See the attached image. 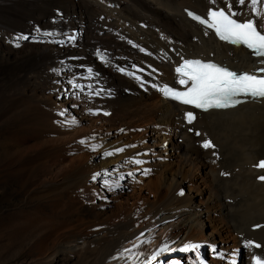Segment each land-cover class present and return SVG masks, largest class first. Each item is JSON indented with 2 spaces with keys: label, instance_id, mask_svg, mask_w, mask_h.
<instances>
[{
  "label": "bare ground",
  "instance_id": "6f19581e",
  "mask_svg": "<svg viewBox=\"0 0 264 264\" xmlns=\"http://www.w3.org/2000/svg\"><path fill=\"white\" fill-rule=\"evenodd\" d=\"M229 5L264 33V0L256 15L251 0H0V264H148L165 245V264L264 259V226L251 230L264 223V100L199 112L161 97L187 85L182 59L247 72L264 60L184 14Z\"/></svg>",
  "mask_w": 264,
  "mask_h": 264
},
{
  "label": "snow or ice",
  "instance_id": "6c2138e0",
  "mask_svg": "<svg viewBox=\"0 0 264 264\" xmlns=\"http://www.w3.org/2000/svg\"><path fill=\"white\" fill-rule=\"evenodd\" d=\"M258 2L259 0H251L250 7L254 15L258 14L256 9ZM238 3L243 5L245 0H238ZM229 12L231 15L226 14L223 10H210L208 13V26L214 28L220 39L232 44H242L250 49L255 56L264 57V33L258 30L257 24L253 20L240 23L232 19L231 17L237 13L231 11V5H229ZM193 19L199 20L200 23L206 22L196 16H193ZM45 34L50 35V33ZM16 39H27V37L19 36ZM14 46L19 47L20 45L19 43H15ZM261 63H264V60H261ZM258 71L264 73V68ZM177 72L182 77L179 83L185 85L190 82V86L183 92L165 87L162 89L163 94L168 98L179 101L181 104L191 105L205 112L213 109L219 110L235 107L244 102L236 99L240 96L251 97L253 100H264V75L237 74L226 68L218 67L215 64L201 63L200 61H186L181 67L177 68ZM194 119L195 117L192 113H187L188 123H192ZM196 135H200V133L197 132ZM202 147L208 149L213 148L214 145L211 141L206 140ZM256 167L264 169V161H260ZM259 179L264 181V175L260 176ZM247 246L261 247V245L254 244L253 242H248ZM199 247L200 245L197 244L185 245L179 251L188 252L198 250ZM167 251H169L167 245L158 249L152 255L148 264H152L153 261L160 264L157 261V257ZM253 259L254 264H264V259L259 256H254ZM197 260L200 261V264H203V260L199 256H197Z\"/></svg>",
  "mask_w": 264,
  "mask_h": 264
},
{
  "label": "rangeland",
  "instance_id": "374dc122",
  "mask_svg": "<svg viewBox=\"0 0 264 264\" xmlns=\"http://www.w3.org/2000/svg\"><path fill=\"white\" fill-rule=\"evenodd\" d=\"M66 37H67V35H65ZM65 37V39H67ZM58 45V44H57ZM1 192V191H0ZM5 195L3 194V193H0V197H4ZM79 200H80V197H79ZM78 200V201H79ZM67 201V198H64L63 199V202H66ZM83 202L82 204L83 205H86L87 206V204L85 203V201L83 200V198L81 197V200H80V202ZM68 202V201H67ZM88 207V206H87ZM28 209H30V210H33V209H35V207H33V206H31V207H29ZM88 209H89V207H88ZM64 211V212H63ZM85 213H86V210H85ZM73 215V211H72V214L70 215V212H69V203H68V205H66V206H62L61 208H60V215H59V219H66V220H68V221H70V219H71V216ZM65 216V217H64ZM63 217V218H62ZM57 218V219H58ZM193 255V254H192ZM198 255H199V253H198ZM184 256V255H183ZM193 256H195V255H193ZM27 257H28V254L26 253V252H24L18 259H15V260H13L12 262H8L9 264H15V263H20V261L22 260H24V259H27ZM185 258H186V256H184ZM197 257V256H196ZM183 260H184V258H182ZM182 260V261H183ZM195 260H196V258H195ZM183 263H185V260L183 261ZM187 264H189V263H187ZM237 264H238V261H237Z\"/></svg>",
  "mask_w": 264,
  "mask_h": 264
},
{
  "label": "clouds",
  "instance_id": "9594fccd",
  "mask_svg": "<svg viewBox=\"0 0 264 264\" xmlns=\"http://www.w3.org/2000/svg\"><path fill=\"white\" fill-rule=\"evenodd\" d=\"M67 36H68V35H67ZM95 108H96V107H94V108H89V109H95ZM87 110H88V109H87ZM87 110H86V111H87ZM86 114H87V112H86ZM87 115H88V114H87ZM88 116H90V115H88ZM90 117H92V118H94V119H95V118H99V117H95V116H90ZM100 119H103V118H100ZM160 264H165V263H160Z\"/></svg>",
  "mask_w": 264,
  "mask_h": 264
}]
</instances>
